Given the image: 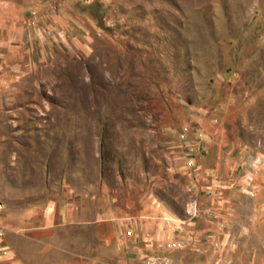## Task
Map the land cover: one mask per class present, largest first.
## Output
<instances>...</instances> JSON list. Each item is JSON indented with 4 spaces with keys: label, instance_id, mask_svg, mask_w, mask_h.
<instances>
[{
    "label": "rangeland",
    "instance_id": "1",
    "mask_svg": "<svg viewBox=\"0 0 264 264\" xmlns=\"http://www.w3.org/2000/svg\"><path fill=\"white\" fill-rule=\"evenodd\" d=\"M57 200L264 264V0H0V209Z\"/></svg>",
    "mask_w": 264,
    "mask_h": 264
},
{
    "label": "crops",
    "instance_id": "2",
    "mask_svg": "<svg viewBox=\"0 0 264 264\" xmlns=\"http://www.w3.org/2000/svg\"><path fill=\"white\" fill-rule=\"evenodd\" d=\"M64 200L43 206H13L0 209V264H149L159 238L142 229L141 242L127 238L121 208L97 206L86 209ZM39 250V251H38ZM39 253V254H38Z\"/></svg>",
    "mask_w": 264,
    "mask_h": 264
}]
</instances>
